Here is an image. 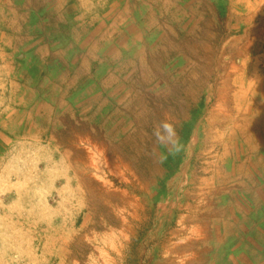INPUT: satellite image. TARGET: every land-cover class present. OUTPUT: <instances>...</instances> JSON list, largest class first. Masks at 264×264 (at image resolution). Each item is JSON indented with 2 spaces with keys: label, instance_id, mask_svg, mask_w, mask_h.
Masks as SVG:
<instances>
[{
  "label": "rangeland",
  "instance_id": "1",
  "mask_svg": "<svg viewBox=\"0 0 264 264\" xmlns=\"http://www.w3.org/2000/svg\"><path fill=\"white\" fill-rule=\"evenodd\" d=\"M261 148L264 0H0V264H182Z\"/></svg>",
  "mask_w": 264,
  "mask_h": 264
},
{
  "label": "crops",
  "instance_id": "2",
  "mask_svg": "<svg viewBox=\"0 0 264 264\" xmlns=\"http://www.w3.org/2000/svg\"><path fill=\"white\" fill-rule=\"evenodd\" d=\"M241 190L247 199L219 198L218 211L204 214L198 231L183 239L182 264H264V188L248 184Z\"/></svg>",
  "mask_w": 264,
  "mask_h": 264
},
{
  "label": "clouds",
  "instance_id": "3",
  "mask_svg": "<svg viewBox=\"0 0 264 264\" xmlns=\"http://www.w3.org/2000/svg\"><path fill=\"white\" fill-rule=\"evenodd\" d=\"M152 136L158 146L167 150L166 154H160L159 162L161 163L167 159L168 155H176L184 148L175 123L167 115L154 126Z\"/></svg>",
  "mask_w": 264,
  "mask_h": 264
},
{
  "label": "bare ground",
  "instance_id": "4",
  "mask_svg": "<svg viewBox=\"0 0 264 264\" xmlns=\"http://www.w3.org/2000/svg\"><path fill=\"white\" fill-rule=\"evenodd\" d=\"M186 90V89H185ZM255 106V105H254ZM258 107H260V105H258V106H255V108L258 110ZM155 108V107H154ZM158 109H160V108H158ZM162 109V108H161ZM157 111V110H156ZM154 112V111H153ZM161 114L163 115V119H164V117L167 115L171 120L172 119H174V117H176L177 116V113L175 112V111H172L171 109H169V108H166V107H164L161 111ZM254 112H256L255 110H254ZM258 112V111H257ZM148 113V112H147ZM150 113V112H149ZM246 115H247V110H245V111H243V115H242V118H243V123L241 124V127H242V129H241V133H248L247 132V128L248 127H250V126H253V125H250L252 122H254V124H255V122L256 121H250V119H247L246 118ZM146 116V115H145ZM148 116H149V114H148ZM161 116V115H160ZM229 116V115H228ZM254 116V115H253ZM261 116H263V114L261 115ZM230 117V116H229ZM151 118V117H150ZM260 118V117H259ZM160 119H162V118H160ZM231 119V118H230ZM255 119H257V118H255ZM233 120H234V122L236 121V116L233 118ZM231 122V121H230ZM233 122V121H232ZM234 124V123H233ZM249 131V130H248ZM257 131H260V129L259 128H257ZM233 132L234 131H232V133H230V137L231 136H233ZM206 137V136H205ZM126 144H128V143H126ZM137 147V146H136ZM128 155V154H127ZM127 162V161H126ZM131 165V164H130ZM129 167V166H128Z\"/></svg>",
  "mask_w": 264,
  "mask_h": 264
}]
</instances>
